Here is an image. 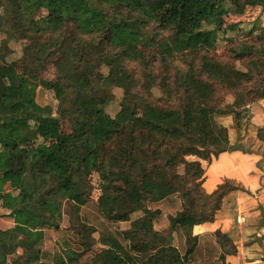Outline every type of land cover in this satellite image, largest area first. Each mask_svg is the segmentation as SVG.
I'll return each instance as SVG.
<instances>
[{
    "label": "trees",
    "instance_id": "trees-1",
    "mask_svg": "<svg viewBox=\"0 0 264 264\" xmlns=\"http://www.w3.org/2000/svg\"><path fill=\"white\" fill-rule=\"evenodd\" d=\"M260 3L264 8V0ZM0 6L10 38L31 41L21 73L6 60L7 39L0 48V209L10 208L0 219L13 224L0 226V264H226L212 236L194 235L193 228L213 221L224 197L238 187L227 181L206 193L202 163L188 157L211 160L235 149L227 127L215 119L224 112L219 91L234 95L237 120L248 95L264 98V27L248 32L256 35L252 41L231 42L228 60L242 61L245 69L209 53L191 63L177 79L178 108L139 98L111 116L101 111L110 102L98 86L101 66L110 68L118 86L134 83L125 60L142 55L138 46L152 24L169 32L162 43L169 53L205 48L212 33L202 26L220 23L228 12L220 0H0ZM39 7L48 11V22L34 18ZM109 14L124 29L120 46H113L111 26L90 29ZM51 59L60 74L61 104L69 91L81 96L70 113L71 105L60 104L58 116L38 103L39 84L32 78ZM59 118L68 122L69 132L61 130ZM260 133L264 140V129ZM94 178L109 189L112 204L83 197ZM65 200L74 203L73 226L58 220ZM138 211L143 214L122 228L127 214ZM158 227L178 234L184 229V244L175 246L173 234L168 237ZM45 240L62 251L44 249ZM97 243L102 248L96 250Z\"/></svg>",
    "mask_w": 264,
    "mask_h": 264
},
{
    "label": "rangeland",
    "instance_id": "rangeland-1",
    "mask_svg": "<svg viewBox=\"0 0 264 264\" xmlns=\"http://www.w3.org/2000/svg\"><path fill=\"white\" fill-rule=\"evenodd\" d=\"M220 3L228 10L222 16L220 23L204 24L202 30H211L212 37L209 42H204L205 48L195 49H183L169 53L162 45L164 40L170 38L168 31H162L158 29L155 24L148 25L145 28L146 37H144L143 43L139 44V48L142 51V55L139 57L128 56L125 60V69L134 78V83H130L127 87H120L115 84L111 78L110 68L106 65L101 66L103 77L98 82V86L102 88L104 93L109 94L110 102L107 105L101 107V111L105 114L115 116L121 109L122 105L126 102L134 103L139 98L147 99L153 104L164 108H178L182 103V92L178 89L177 79L182 72L188 71L191 63H199L200 59L210 54L214 58H218L221 61L232 63L240 68L245 69V65L242 61H237L236 58L228 60V52L231 47L232 40L237 42L252 41L255 39V34L251 35L248 32L258 25L264 27V8L260 3V0H239V4H235L231 0H220ZM214 10V17L218 16L219 11ZM4 9L0 6V48L4 39L9 42L11 49L7 56V62L10 63L17 72H22V58L25 55V50L31 45L29 39L10 38V35L6 33L8 29V18L4 14ZM34 18L48 22L49 15L45 8L39 7L35 12ZM108 26L113 28L114 33V45L120 46L126 41V35L124 29L116 24L112 15H106L103 19L95 21L91 31L102 30ZM152 39H154L152 41ZM110 47V50L116 51L118 49ZM50 64L46 70L35 77H32L35 82L39 84L37 88V101L44 111L52 113L55 116L59 115V107L61 105L70 106L68 113H70L74 107L76 108L80 102L81 96L69 91L66 101L64 103L59 99V96L63 93L61 87H57L56 83L59 81L60 74L56 69L53 59L50 60ZM0 84H3V78L0 76ZM39 91V92H38ZM222 102L220 106L224 110L223 113L215 115L216 122L219 125L227 127L230 133L237 131L240 134L239 141L233 143L232 148H238L245 152L257 151V128L251 126L252 106L257 102V99H253L251 95H248L246 105L242 108H238L241 111V119L237 120L235 114L232 112V104L235 101V97L232 93L226 92L224 89L219 91ZM246 93L247 91H243ZM259 100V99H258ZM74 103V104H73ZM61 104V105H60ZM251 105V106H250ZM60 128L63 132H69L70 126L66 120L59 118ZM29 125V121L26 123ZM231 135V134H230ZM261 135V133L259 134ZM244 136V138H242ZM1 149V146H0ZM232 150V149H231ZM215 155H213L214 157ZM189 160L197 159L194 156L188 157ZM183 171V168H181ZM6 190L10 191V187L7 186ZM84 198H89L98 203H113V196L110 194L109 189L97 178L84 188ZM16 195L17 192H14ZM81 198L77 196L75 201L81 202ZM146 205L155 207L152 203H146ZM74 203L70 201H64V208L61 216L59 217L60 224H63L65 219H68L66 226H73L75 224L76 217L72 208ZM10 208L0 209V213H9ZM164 214H168V211H164ZM142 211L136 213H128L124 221L121 222V226L124 229L130 228V225L134 218L142 215ZM0 226L3 228H10L12 223L7 220L0 219ZM157 229L163 231L166 236H174V243L177 247L184 244L186 238L184 235H179L177 232H172L169 228ZM75 231V230H74ZM95 237L99 238V233H95ZM98 240V239H97ZM44 249H50L54 253L61 252L62 248L50 240H45L43 244ZM102 246L97 243L95 249L98 250ZM224 249L228 251L232 250L230 242L225 241ZM19 254L23 251L19 250Z\"/></svg>",
    "mask_w": 264,
    "mask_h": 264
},
{
    "label": "crops",
    "instance_id": "crops-1",
    "mask_svg": "<svg viewBox=\"0 0 264 264\" xmlns=\"http://www.w3.org/2000/svg\"><path fill=\"white\" fill-rule=\"evenodd\" d=\"M250 123L257 128V151L235 148L211 160L195 159L201 161L204 168L202 187L206 193L215 192L227 181L238 187L224 197L213 221L193 228L194 235L212 236L224 252L226 264H264V140L259 137V130L264 129V98L253 103ZM239 136L237 131L229 132L231 145L233 140V143L239 141ZM240 214L247 218L243 224L237 222ZM179 235H184V229ZM225 241L231 243L232 250L224 249Z\"/></svg>",
    "mask_w": 264,
    "mask_h": 264
},
{
    "label": "built area",
    "instance_id": "built-area-1",
    "mask_svg": "<svg viewBox=\"0 0 264 264\" xmlns=\"http://www.w3.org/2000/svg\"><path fill=\"white\" fill-rule=\"evenodd\" d=\"M246 221H247V218H246L245 215H242V214L238 215V217H237V222H238L239 224H243V223H245Z\"/></svg>",
    "mask_w": 264,
    "mask_h": 264
},
{
    "label": "water",
    "instance_id": "water-1",
    "mask_svg": "<svg viewBox=\"0 0 264 264\" xmlns=\"http://www.w3.org/2000/svg\"><path fill=\"white\" fill-rule=\"evenodd\" d=\"M263 260H264V258H263Z\"/></svg>",
    "mask_w": 264,
    "mask_h": 264
}]
</instances>
